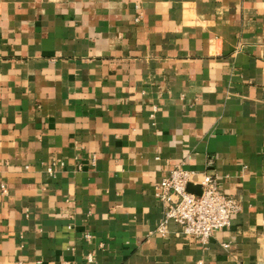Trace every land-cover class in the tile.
<instances>
[{"label":"crops","instance_id":"obj_1","mask_svg":"<svg viewBox=\"0 0 264 264\" xmlns=\"http://www.w3.org/2000/svg\"><path fill=\"white\" fill-rule=\"evenodd\" d=\"M182 163L243 204L207 244ZM0 264H264V0H0Z\"/></svg>","mask_w":264,"mask_h":264},{"label":"built area","instance_id":"obj_2","mask_svg":"<svg viewBox=\"0 0 264 264\" xmlns=\"http://www.w3.org/2000/svg\"><path fill=\"white\" fill-rule=\"evenodd\" d=\"M194 172L184 163L176 165L157 186V196L164 204V215L157 232L167 233L171 222L182 228V233L203 244L210 242L214 233L231 226L235 215L243 209L242 201L228 193L222 177L206 173L198 183ZM199 185L202 193L189 191V184ZM87 237H90L87 234Z\"/></svg>","mask_w":264,"mask_h":264},{"label":"water","instance_id":"obj_3","mask_svg":"<svg viewBox=\"0 0 264 264\" xmlns=\"http://www.w3.org/2000/svg\"><path fill=\"white\" fill-rule=\"evenodd\" d=\"M189 191L197 193V194H201L202 193V188L199 185H195L193 183L189 184L188 187Z\"/></svg>","mask_w":264,"mask_h":264}]
</instances>
